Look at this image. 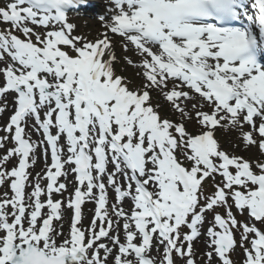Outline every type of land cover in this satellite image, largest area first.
I'll list each match as a JSON object with an SVG mask.
<instances>
[{"label": "snow or ice", "instance_id": "1", "mask_svg": "<svg viewBox=\"0 0 264 264\" xmlns=\"http://www.w3.org/2000/svg\"><path fill=\"white\" fill-rule=\"evenodd\" d=\"M109 3L87 41V0H0V264H264V0Z\"/></svg>", "mask_w": 264, "mask_h": 264}, {"label": "rangeland", "instance_id": "2", "mask_svg": "<svg viewBox=\"0 0 264 264\" xmlns=\"http://www.w3.org/2000/svg\"><path fill=\"white\" fill-rule=\"evenodd\" d=\"M92 19H96L97 21L99 20V19H97L96 16H90V14L87 15V16H84V17L77 16V17L71 18V20L69 22L73 23V24H75L77 26L76 27V31L73 34L77 35V36H82L87 41H94L95 39H97L98 35H99V32L96 31L92 27V24H91V20ZM116 54H117L118 57H123L125 55L124 52L121 50L120 46H117ZM132 59L134 61L136 60L135 57H132ZM115 70L118 73H120L123 76H125V77L131 78V79H136L137 78L136 77V73H137V71L139 69L137 67L133 66V65H128L125 62V63H117V64H115ZM0 85H2V81L0 82ZM9 97L10 96L7 97V102L9 104V111L5 112L6 114H5L4 118H3V124L1 123L0 125H4L7 122L8 116H9V114L12 111V107H13L12 100L13 99L10 101ZM2 103H3V101H2ZM189 130H191V125H189ZM29 131H31L32 140L37 141V140L41 139V137L35 131H32L31 129H29ZM2 134L3 133H0V135H2ZM216 137L219 140V143L221 145L222 150L226 151L227 153L243 156L246 159L252 157L253 153L245 151L242 146H240L239 148L237 147V145L239 143V139H238V134H237V132L235 130L225 131V130L222 129V130H220V131H218L216 133ZM9 145L11 146L12 144L6 143L5 144V148H8ZM39 152H41V151L38 149L37 152H36L37 161H36L35 166L31 167L30 169H28V171L32 174V176H30V178H29L30 180L35 176V174L37 172H42V170L44 169V164L40 163L42 156H41V153H39ZM2 154H3V149H0V155H2ZM13 163H15V161H13ZM8 167L11 168L12 164H9ZM61 181L63 182V179ZM45 184H46V182H43V181L41 182V186L42 187H44ZM210 185H211V182L210 183L208 182V185H206V188L208 187L207 188L208 190H210V188H211ZM27 190L30 191L31 189H27ZM5 191H8V186L7 185H5L4 187L0 188V193H3ZM72 191H73V189H71L70 191L65 193L63 197L54 194L53 195V200L55 201V200L61 199V200H65L66 201L67 197H68V194L71 193ZM9 195H11L10 191H9ZM113 202H114V195L111 192V190H109V204L111 205ZM128 204H129L128 201L124 202L123 207L125 208V210L129 209L130 205H128ZM91 213L87 214V215H84V221H87V222L89 221ZM69 216H70V213L67 211V214L64 215V220H63V225H64V229L63 230L65 232V235H68V232H69V229H68V218H69ZM208 218L211 219L210 216ZM207 226L208 225L205 224V227H207ZM121 239L123 240V234L121 235ZM201 242H202V238L200 240H197L195 242V245H194L195 251L198 254L197 255V259L198 260H199V254L204 250V247H205L204 244H202ZM237 253H238V251H237ZM236 255H234L232 257L233 260H234Z\"/></svg>", "mask_w": 264, "mask_h": 264}, {"label": "bare ground", "instance_id": "3", "mask_svg": "<svg viewBox=\"0 0 264 264\" xmlns=\"http://www.w3.org/2000/svg\"><path fill=\"white\" fill-rule=\"evenodd\" d=\"M99 1H100V0H87V2L89 3L88 5L91 6V14H98V15H100V16H101V15H104L105 11L101 8ZM105 1H107V2L109 3V0H105ZM91 24H92V27H93L96 31L100 32V31L103 30V29H102V24H101L100 22L96 21L95 19H92V20H91ZM0 66H1V65H0ZM0 82H1V80H0ZM10 99H11V98H10ZM4 115H5V113H4L2 116H0V123L2 122V119L4 118ZM41 162H44V159H42ZM41 162H40V163H41ZM72 180H73V179H72L71 177H70V178L68 177V181H69V183H68V186H69L68 190H70V188H71L72 185H73V183H71ZM62 211H63V214H64V215L67 214V209H66V207H65L64 209H62Z\"/></svg>", "mask_w": 264, "mask_h": 264}]
</instances>
